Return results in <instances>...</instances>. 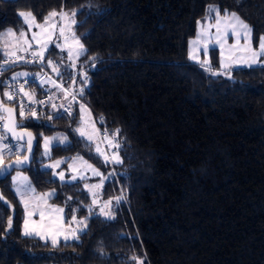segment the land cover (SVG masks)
Wrapping results in <instances>:
<instances>
[{"label": "trees", "instance_id": "obj_1", "mask_svg": "<svg viewBox=\"0 0 264 264\" xmlns=\"http://www.w3.org/2000/svg\"><path fill=\"white\" fill-rule=\"evenodd\" d=\"M209 6L240 16L256 44L264 36V0H0V37L24 29L22 11L39 20L52 11L76 12L84 54L75 65L53 45L44 60L62 63L60 78L82 102L74 101L72 115L62 119L49 109L39 118H18L38 137L33 162L23 170L37 197L54 191L47 198L63 207L68 222L87 218L77 240L53 244L24 236L15 171L0 178V196L10 205L0 207V264H264V66L227 76L216 73L218 49L210 65L189 58V42ZM5 57L0 41V60ZM23 68L10 67L5 76ZM81 105L98 133L119 144L114 149L101 138L122 163L107 161L76 131ZM56 133L67 142L47 157L42 138ZM75 156L101 170L105 197H121L111 219L89 211L85 179L69 186L46 167Z\"/></svg>", "mask_w": 264, "mask_h": 264}, {"label": "rangeland", "instance_id": "obj_2", "mask_svg": "<svg viewBox=\"0 0 264 264\" xmlns=\"http://www.w3.org/2000/svg\"><path fill=\"white\" fill-rule=\"evenodd\" d=\"M22 12H31V11H22ZM69 14V17H71V14L74 12L71 11H65ZM33 13V12H31ZM59 13V12H58ZM231 14V13H229ZM236 14V13H235ZM33 15H35L33 13ZM237 15V14H236ZM238 16V15H237ZM36 17V16H35ZM240 18V16H238ZM23 20V17H21ZM221 21L220 24V31L217 32L216 24H217V18H215V13L210 14L208 17H206L204 20L199 21L198 23V32L194 38H192L189 42V58L197 63H201L203 65H210L213 61L211 55L213 49H218L219 51V59H220V69L216 70V73H222L224 75L230 76L231 71L235 68L239 67H250L251 66H264V56H257L256 63H253V58L250 52L246 51L247 43L244 38V30L240 29L237 26V31L240 32L239 38L237 35H235L232 32V29L229 28L228 24H234L235 22L228 19L226 21L225 14H221L219 12V17ZM59 21V25L57 27L56 33L54 34L52 38V42L49 46L52 47L53 45L56 46V44H60L63 47V53L65 56L68 54V48L69 46L75 47V41L72 39L74 36L75 39H78L80 44L83 45L81 42L79 36L76 34V15L74 17H71V19H75L76 23L72 24L71 19L65 18L64 20H59V18H56ZM241 21H243L245 24H247L244 20L240 18ZM36 21L38 23H43V20H39L36 17ZM248 25V24H247ZM59 26H63L65 28V35L69 36V41L67 44L64 43L63 37H60L59 35ZM249 26V25H248ZM249 28L252 30V28L249 26ZM71 29V31H69ZM8 30H12L16 35L15 36H4L3 34L6 33ZM22 31L26 32V38L31 40V35L33 32H38L39 29L32 27L31 29H28L27 25L24 24V29ZM227 33V35H225ZM217 36L220 37V40H217ZM19 38V32H17L14 29H7L5 30L0 37L1 45L3 52H5L6 56L7 54L11 52L16 53H22L19 51V46L16 44V40ZM195 42V43H194ZM250 44L253 50H258L259 43L256 44L253 39V32L251 31L250 36ZM38 46L33 42V49H36ZM84 52L85 47L83 45ZM30 54V53H29ZM47 52H45V55ZM68 58V56H67ZM80 58V57H79ZM73 57L72 60L74 64H77V61L79 60ZM53 60V59H50ZM207 61V63H205ZM48 80H45L43 84L49 85L53 88H56L57 90H60L56 85H53L51 83H48ZM56 93V92H55ZM62 94V93H57ZM82 102V101H79ZM2 116V115H1ZM0 116V117H1ZM4 119V117H3ZM83 130L86 135L85 137L88 138V135H92V139L90 140L95 148L99 147L100 153H102L107 161H114V151L109 148L104 147L101 142L100 134L98 133V128L94 122V119L90 112H88V109L86 106L81 109V126L80 128ZM56 137H60L61 140H63L64 137H67L64 133H56L52 136H44L41 141L42 149L45 153V140H48V155L49 157L52 154L53 146L58 144L57 141L54 139ZM68 139V138H67ZM89 140V139H88ZM67 142V141H66ZM64 142V143H66ZM59 143V144H64ZM10 157L6 154L2 155V158ZM57 161H64L56 168H51L53 170V176L60 180L59 173L63 172L65 174V181H71L75 182L80 179H85L83 181L84 188L90 193L91 195V203L89 205V209H91L94 213H100L103 216L104 213L100 211L101 208H104V212H107L110 214L111 217L114 216V209L118 204V201L120 200V196H113L110 198H107L103 195V189L104 184L106 182V178L103 176L100 169H98L95 165L88 162L81 156H75L71 159V161L66 165L67 158H61L56 159L51 162H49L47 165H53L56 164ZM71 165V167H69ZM90 166V167H89ZM93 169H95L96 173H99V175L95 174L93 172ZM75 176L76 179L73 181L72 177ZM82 176V177H81ZM15 177H21V178H28V174L23 170H17L13 173V179ZM61 181V180H60ZM64 182V181H63ZM97 186V187H93ZM44 194V192L40 193V197ZM49 198V197H48ZM45 198V201H40L41 204L44 206V210L46 211H56L58 208H62L61 206L57 204H50V199ZM119 198V200H118ZM93 200L96 201V203H93ZM109 201L111 203H109ZM105 205H107L105 207ZM57 212V211H56ZM64 214V209L63 212ZM108 217V216H105ZM83 221V222H82ZM45 228H38L36 229L37 232H39V235L37 236L43 240L52 242L53 239L57 241V243L60 240H77L79 238V235L84 232L87 228V218L86 217H77L75 220H71L68 223L64 224L60 228H54L46 225ZM83 230V231H81ZM74 233L77 234L78 238H74Z\"/></svg>", "mask_w": 264, "mask_h": 264}, {"label": "snow or ice", "instance_id": "obj_3", "mask_svg": "<svg viewBox=\"0 0 264 264\" xmlns=\"http://www.w3.org/2000/svg\"><path fill=\"white\" fill-rule=\"evenodd\" d=\"M208 11H209L210 17H211V14L215 13V18H217L216 29H217V32H219L220 31V24H221V21L218 18L219 17V9L215 8L213 6H209ZM75 15H76V12H73L71 14V17H74ZM18 17H23V23L25 25H27L28 29H31L32 27H35V28L39 29V31L32 33L31 40L26 38V32L25 31H20L19 32V38H17V40H16V44L19 46V51L23 52L25 54H29L30 53L32 59H31V61H29V60H27L26 56H18L17 53L14 51V52H11V53L7 54V56H9V57H15L14 60H11V63H16L18 61H21V62H24V63L40 62L44 66L51 67L53 72H55L56 75L59 77L61 75V73L58 70L59 67H60V63L59 62H54L52 60H48L46 62V64H45L44 57H45V52L49 51V46H50V44L52 42V38H53L54 34L56 33L57 27L59 25V21L56 18L58 17L59 20H64L65 18L71 19V17H69V14L67 12H65V11H61L59 13L56 12V11H52V12L48 13V16L44 17L43 23H38L36 21L35 15H33V13H31V12H27V13L19 12L18 13ZM225 19H226V21L228 19H230V20L235 22L234 24H228L227 26L232 29V32L235 35H237L238 38L240 36V32H238L236 30L237 26L240 29L244 30V38H245V41L247 43V47H246L245 50L251 53L252 58H253V63L255 64L256 63V59L255 58L257 56H264V36H261L259 38V48H258V50H253L252 47H251V44H250V36H251V31L252 30L249 28V26L247 24H245L243 21H241L240 18L235 13L229 14L226 11L225 12ZM71 23L75 24L76 23L75 19H71ZM69 31H71V29H69ZM3 35L4 36H15L16 34L12 30H8ZM59 35H60V37H63L64 43L67 44L68 41H69V36L65 35V28L63 26H59ZM225 35H227V33H225ZM72 39H74V41H75V47L69 46V48H68V58H69V60H72L73 57L78 59L81 55L84 54L83 45L80 44L79 40L75 39L74 36L72 37ZM217 40L218 41L220 40L219 36H217ZM33 42L38 46L36 49H33ZM56 47L60 48L61 51L64 50L63 47L60 44H56ZM8 63H9V60L6 59L5 60V64H8ZM205 63H207V61ZM249 66H251V65H249ZM4 70H5L4 66H0V72H2ZM262 70H264V69H262ZM214 74H216V73H214ZM27 76H28V73H17L14 76H12L10 79H11V81H16V80H18L21 77H27ZM26 82L27 81H25V83ZM32 82L33 83L36 82L35 81V77H33ZM47 82L51 83L53 85H56V81H54V80H49ZM0 83H2V82H0ZM41 83H44V82L42 81ZM73 83H75V81H73ZM82 83H85V84L87 83L86 74H84V79L82 80ZM5 86H7V85H5ZM37 86H40V85H37ZM56 86L60 87V85H56ZM22 90L23 89L21 88V91ZM64 91H65V96H67L68 95L67 89H65ZM80 94L81 95L83 94V89H80ZM4 95L9 100L13 99V96L11 94L7 93V92L4 93ZM72 98L75 99V94H73ZM39 103L42 104V103H44V101H40ZM53 107H55V106L53 105ZM83 108H84V106L81 105V109L82 110H83ZM4 111L9 113V119L11 120V113L13 112V109L6 108V109H4ZM23 114H24V110H23V108H21L20 115L23 116ZM33 115H35V113H33ZM50 118H52V117H50ZM55 118L56 119H62L63 116L62 115H57ZM4 127L8 128L9 131H12L13 135H16V133L14 132V128L19 127V125H16L14 123V121H13L11 127H9L8 124H5ZM76 131L79 132V134H80V136L82 138L85 137L86 133L83 130L78 128V129H76ZM119 132H120V130L116 129V131L114 133H112L113 139H115V137H117L119 135ZM28 135L30 136L31 134L29 133ZM103 135H104V140H106L108 142L109 146H112L114 149L119 147L118 143L114 144L113 140H109V136H108L107 133H104ZM16 138L17 139H22L23 137H22V135H20V136H16ZM54 139L57 141L58 144L59 143H64V142L67 141V137H64L63 140H61L60 137H56ZM88 139L89 140L92 139V135L91 134L88 135ZM5 147L8 148V150L10 152L12 151V147L11 146H5ZM47 148H48V140L46 139L45 140V153H44L45 156L48 155ZM27 151L29 152V154H31V152H32V141L31 140L28 141ZM96 151L100 152L99 147H97ZM16 155L19 157L20 153L17 152ZM29 158H30L29 156H25V157H23V159L18 158L14 162V164L3 166L2 153H0V175H4L11 168H13L15 166H19V165H23L25 163H28ZM113 159L115 160L116 163H122V160L120 159L119 155H114ZM63 162L64 161H57L56 164L47 165L46 167L47 168H56ZM69 167H71V165ZM93 172L95 174L99 175V173L95 172V169H93ZM58 175H59L61 181H64L65 184H68L69 186H71V181H65V174L63 172H60ZM75 179H76V177L73 176L72 180L74 181ZM52 182H54V181H52ZM93 187H97V186H93ZM10 191H11V189H10ZM15 193L21 197V203H24L25 209H27L28 203L23 198L26 197V196H29V194H32V199L36 201L35 204H34L35 208H39L40 207V201H45L46 197H51V196L55 195V192L53 191V192H49V193H44L39 198H35V196H34L35 189H33L30 185L24 187L23 190H21L20 187H17L15 189ZM68 199L71 200L72 197H69ZM118 200H119V198H118ZM93 203L95 204L96 201L93 200ZM109 203H111V202L109 201ZM106 206L107 205H105V207ZM0 207H3L4 210H7L10 207V205H8V203L3 200L2 196H0ZM56 211L57 212H63V209L62 208H58V209H56ZM89 211H91V209H89ZM100 211L102 213H104L105 216H108L110 219L112 218L109 213L104 212V208H101ZM28 215L31 216L32 213H28ZM40 216H41V220H43L44 216H45V213L43 211H40ZM72 219L75 220L76 217L73 216ZM12 220H13L12 217L8 218V230H11V228H12ZM33 223H35V222H33ZM45 227H47V226L41 224V225H37L36 227L30 229L29 228V220L25 219L24 220V232H23V235L24 236L39 235V232L36 231V228H45ZM81 231H83V230H81ZM74 238H78L77 234H75V233H74ZM52 243L56 244L57 241L55 239H53ZM133 259H135V258H133Z\"/></svg>", "mask_w": 264, "mask_h": 264}, {"label": "built area", "instance_id": "obj_4", "mask_svg": "<svg viewBox=\"0 0 264 264\" xmlns=\"http://www.w3.org/2000/svg\"><path fill=\"white\" fill-rule=\"evenodd\" d=\"M18 56H26L27 60L31 61L32 57L30 54L17 53ZM8 59L9 63L5 64V60ZM15 57L6 56L4 59L0 60V66H4L5 70L0 72V82H3L4 92L2 97L4 101L12 103L20 115L21 108L24 110L23 116L32 115L33 117H41L48 109L52 110L58 115L63 117H69L73 113V102L81 101V99L76 95V93L70 89L67 85V80L60 78L62 76V63H60L59 72L61 75L58 77L55 72H53L51 67L42 65L40 62L36 63H24L18 61L16 63H11V60H14ZM58 62L56 60H52ZM46 64V62H45ZM23 66V69H18L16 72L9 76L6 75L7 69L10 67ZM17 73H28L27 77H21L16 81H11V77ZM79 72L75 71L74 75H77ZM33 77H35V83L32 82ZM54 80L58 85H60V90L62 94H54L50 90L49 85H42V81L45 80ZM25 81H27L25 83ZM7 85V86H5ZM40 85L41 88L38 89ZM21 88L23 89L21 91ZM65 89H67L68 95L65 96ZM9 93L13 96L12 100H9L4 93ZM38 95H36V94ZM75 94V99L72 98ZM44 101V103H39ZM53 105L55 107H53ZM35 113V115H33ZM5 121L0 117V153L2 155L6 154L14 159L20 158L25 152V145L13 141L7 134L5 130ZM104 133H100L101 138H103ZM107 142V141H106ZM104 141L103 144L105 145ZM5 146H11L12 151L10 152ZM19 152L20 156L18 157L16 153Z\"/></svg>", "mask_w": 264, "mask_h": 264}, {"label": "water", "instance_id": "obj_5", "mask_svg": "<svg viewBox=\"0 0 264 264\" xmlns=\"http://www.w3.org/2000/svg\"><path fill=\"white\" fill-rule=\"evenodd\" d=\"M6 108H11L13 109V112L11 113V120L9 119V113L4 111V109ZM0 114L4 116V121H5V124H8L9 127L12 126V122L14 121V123L16 125H19V127H16L14 128V132L16 133V135H13V132L12 131H9L8 128H5L8 136L15 142H19L23 145H25V152H24V155L22 157H20V159H23V157L25 156H29V161L28 163H25L23 165H19V166H15L13 168H11L7 173H5L4 175H0V178H5L7 177L9 174H11L12 172L14 171H17V170H24L25 168L29 167L31 165V163L33 162V159H34V154H35V151H36V148H37V145H38V137L36 136V134L28 129V128H25L23 126V123L19 120L18 118V111L17 109L6 103L2 97V93L0 91ZM31 134L30 136L28 134ZM22 135V139H17L16 136H20ZM31 140L32 141V152L31 154H29V152L27 151V148H28V141ZM18 159V158H17ZM17 159H13L5 164H3V166H7V165H10V164H14V162L17 160Z\"/></svg>", "mask_w": 264, "mask_h": 264}, {"label": "crops", "instance_id": "obj_6", "mask_svg": "<svg viewBox=\"0 0 264 264\" xmlns=\"http://www.w3.org/2000/svg\"><path fill=\"white\" fill-rule=\"evenodd\" d=\"M14 182L16 183V188L20 187L21 190H23L24 187L29 186V185L34 189L32 184L29 182V178L15 177ZM34 196H35V198H38L36 191L34 193ZM19 198L21 199L20 196H19ZM23 199L28 203V207L26 209V219L29 220V228L30 229L36 227L37 225H41V224L48 225V226L54 227V228H60L64 224L68 223V221L66 220L65 212H64V214L62 212H56V211H49L48 212V211L44 210V206L41 204V202H40V207L35 208L34 204L36 201L32 199V194H29V196H26ZM40 211H43L45 213L43 220H41ZM28 213H32V215L29 216ZM33 222H35V223H33ZM36 229H38V228H36Z\"/></svg>", "mask_w": 264, "mask_h": 264}]
</instances>
